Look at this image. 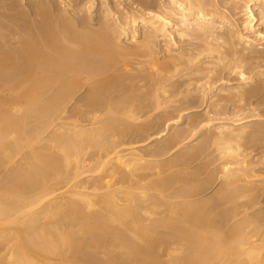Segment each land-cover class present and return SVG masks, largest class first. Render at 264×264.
I'll list each match as a JSON object with an SVG mask.
<instances>
[{"label": "bare ground", "instance_id": "obj_1", "mask_svg": "<svg viewBox=\"0 0 264 264\" xmlns=\"http://www.w3.org/2000/svg\"><path fill=\"white\" fill-rule=\"evenodd\" d=\"M259 220L264 0H0V264H264Z\"/></svg>", "mask_w": 264, "mask_h": 264}, {"label": "rangeland", "instance_id": "obj_2", "mask_svg": "<svg viewBox=\"0 0 264 264\" xmlns=\"http://www.w3.org/2000/svg\"><path fill=\"white\" fill-rule=\"evenodd\" d=\"M198 108H200V107H197L196 109H198ZM200 176V175H199ZM203 178H205V176H206V174H204V173H202V175H201ZM201 177H199V179H200ZM209 191V190H208ZM207 192V191H206ZM251 210V209H250ZM254 211V208L252 209V212ZM250 216H254V213L252 214V215H250ZM259 221H262V220H259ZM258 222V221H257ZM258 223H264V220L262 221V222H258Z\"/></svg>", "mask_w": 264, "mask_h": 264}]
</instances>
